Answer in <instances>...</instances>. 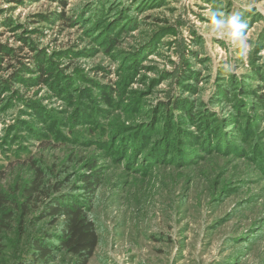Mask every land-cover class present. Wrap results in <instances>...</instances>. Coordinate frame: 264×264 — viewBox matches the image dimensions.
<instances>
[{
  "label": "rangeland",
  "instance_id": "obj_1",
  "mask_svg": "<svg viewBox=\"0 0 264 264\" xmlns=\"http://www.w3.org/2000/svg\"><path fill=\"white\" fill-rule=\"evenodd\" d=\"M212 10L242 15L246 53ZM0 45L27 57L0 71V187L17 204L0 264L75 263L54 197L88 206L89 264H264V0H0ZM32 163L44 193L27 204Z\"/></svg>",
  "mask_w": 264,
  "mask_h": 264
},
{
  "label": "trees",
  "instance_id": "obj_2",
  "mask_svg": "<svg viewBox=\"0 0 264 264\" xmlns=\"http://www.w3.org/2000/svg\"><path fill=\"white\" fill-rule=\"evenodd\" d=\"M23 51L24 49L21 48L17 53L14 50H9L7 47L0 45V71H2L1 64L3 61L8 60L12 56L16 58L18 69L26 67L22 61V58H27L22 55ZM34 59L36 69L43 73L40 81L44 83L47 79L44 76L48 72L41 66L40 61L42 59L39 56ZM3 87L5 86L0 80V93L4 90ZM32 166L35 171V179L24 190L27 204L32 203L36 199L39 200L44 193V188L42 189V187L45 173L41 168L36 167L35 163H32ZM91 177L85 179V188L88 192H94L93 186L97 184L95 180H91ZM14 207H17L16 200L0 187V238L4 233L11 231L13 228V222L16 216ZM88 211L89 209L86 204L77 200L68 201L65 197H54L45 211L46 216L53 218L54 224L59 229V235L54 236L59 250L75 258L74 264H89L99 246L100 239L97 226ZM33 248L46 262L53 258L52 249L38 243L33 245Z\"/></svg>",
  "mask_w": 264,
  "mask_h": 264
},
{
  "label": "clouds",
  "instance_id": "obj_3",
  "mask_svg": "<svg viewBox=\"0 0 264 264\" xmlns=\"http://www.w3.org/2000/svg\"><path fill=\"white\" fill-rule=\"evenodd\" d=\"M210 21L213 33L226 35L229 43L238 48L241 54L248 51L250 47L247 40L248 24L239 12L225 14L212 10L210 11Z\"/></svg>",
  "mask_w": 264,
  "mask_h": 264
}]
</instances>
